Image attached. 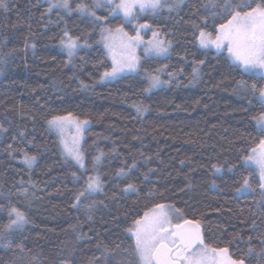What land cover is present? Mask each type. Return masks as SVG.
<instances>
[{"label":"trees","instance_id":"obj_1","mask_svg":"<svg viewBox=\"0 0 264 264\" xmlns=\"http://www.w3.org/2000/svg\"><path fill=\"white\" fill-rule=\"evenodd\" d=\"M81 2L94 4L69 0L73 9ZM208 2L186 0L171 13L144 15L141 22L171 41L169 55L142 57L139 74L102 83L101 74L112 65L100 44V26L79 12L49 13L48 0H8L9 11H0V127L7 129L0 133V230L9 234L0 239V264H136L125 229L137 213L165 202L184 209L186 218L202 219L210 243L228 246L245 264H264L259 176L240 159L260 139L253 118L264 112L258 91L264 78L232 66L226 53L199 46L189 20L199 23L218 10L206 11ZM96 13L107 16L108 8ZM121 23L134 33L121 16L109 17L106 25ZM65 29L92 45L70 62L60 44ZM193 67L200 75L189 83ZM170 72L178 75L167 86L144 91L146 73L169 81ZM69 112L89 122L85 169L63 153L47 125ZM25 154L37 158L31 168ZM133 162L137 166L126 178L117 176ZM88 176H99L103 191L77 204ZM245 176L253 191L237 195ZM128 183L139 192L123 193ZM11 206L25 212L23 229H5Z\"/></svg>","mask_w":264,"mask_h":264},{"label":"snow or ice","instance_id":"obj_2","mask_svg":"<svg viewBox=\"0 0 264 264\" xmlns=\"http://www.w3.org/2000/svg\"><path fill=\"white\" fill-rule=\"evenodd\" d=\"M48 2L47 11L49 13L53 9H63L68 13L79 12L86 15L93 25L100 26L103 46L112 64L110 70H105L101 74L100 82H103L118 79L125 73L139 74L141 65L136 49L144 43L142 31L151 30L149 23L137 22L134 29L135 34L131 35L125 31L124 23L118 24L114 29L105 26L108 18L122 15L126 23H132L136 20L137 10L141 13L159 14L166 9L171 13L179 9L185 0H94L92 7L81 2L76 5L75 9L71 7L69 0H48ZM103 7L108 8L107 16L97 15L94 9ZM204 7L206 11L209 8L218 10L202 16L199 23L195 19L189 20L193 29L198 31L196 39L199 46L204 49L214 48L217 52L226 50L227 59L231 61L232 66H237L246 73L264 78V0H209ZM0 11L5 13L9 11L8 0H0ZM210 20L212 22L211 30H207ZM152 37V40L145 45V56L168 55L171 41L161 39L160 33L155 30L152 32ZM60 44L67 51L69 62L78 49L92 47L87 38L81 44L80 38H74L67 29L63 32ZM31 47L34 48L35 45H31ZM101 63L103 62L101 61ZM204 63V60L198 62L199 65ZM166 67L156 71H164ZM146 75L149 85L144 89L145 92L162 84L170 83L178 74L168 73L169 81H162L159 75L151 73H146ZM199 75V68L193 67L192 80L189 83L198 80ZM240 83L243 87V83ZM84 86L87 87V85ZM251 89L255 93L257 85L253 84ZM258 91L260 102L264 103V87L259 88ZM134 107L140 113L146 110L142 105H134ZM253 119H255L260 139L256 146L240 159L241 166H255L258 170L261 206H264V112ZM88 123L87 120H79L71 112L66 115L52 116L47 121L49 129L55 130L59 134L60 143L66 156L71 158L81 169H85V161L80 151L79 142L84 126ZM73 128L75 132L72 135L71 143H69L68 132ZM6 131L7 129L0 127V133ZM20 135L23 136L24 133L21 132ZM8 147L12 149L11 145ZM36 159V156L25 154L23 162L31 168ZM100 159V156L95 157V162L99 163ZM181 163L184 162L181 161ZM136 166V163L133 162L127 170L119 169L117 176L126 178ZM234 167L231 166L229 171ZM213 168L217 172L220 171L216 165H213ZM149 171L155 170L150 169ZM73 176L79 178L76 177V173H73ZM144 179H148L147 173L144 174ZM213 186H215V182H213ZM102 191L103 185L99 176H88L86 187L76 194V202L78 204L81 198H87L92 193ZM250 191L253 189L249 177L245 176L240 186L235 189V193L239 195ZM122 192L126 194L139 192V189L135 183H128ZM160 195L163 196V193ZM77 204L73 206L75 207ZM9 218L10 223L5 225L7 230L23 229L24 225L28 223L25 212L15 206H11ZM125 231L130 234L133 241L131 253L136 264H245L243 258L233 256L228 246L221 247L207 240L202 219L186 218L184 209L176 207L172 203H153L150 207H146L143 215L137 213V218L132 220ZM8 234V231L0 230V239ZM261 243L264 244V239L261 240Z\"/></svg>","mask_w":264,"mask_h":264},{"label":"rangeland","instance_id":"obj_3","mask_svg":"<svg viewBox=\"0 0 264 264\" xmlns=\"http://www.w3.org/2000/svg\"><path fill=\"white\" fill-rule=\"evenodd\" d=\"M186 1V0H185ZM100 8H95L94 10L97 12L98 10H99ZM163 11H167L166 9L165 10H163ZM162 12V11H161ZM160 12V13H161ZM146 14H150V15H153V16H155V15H158V14H153V13H151V12H148V13H141V12H139V10H137V17H136V20L135 21H133L132 23H126V24H129L132 28H133V31H134V29H135V25H136V23L138 22V23H145V22H141V18L144 16V15H146ZM98 15V14H97ZM119 16H121L122 17V15H119ZM123 18V17H122ZM124 20V19H123ZM105 26H107V25H105ZM108 27V26H107ZM114 29V28H113ZM125 31H127L126 30V28H125ZM154 30H143L142 31V33H141V35H142V39H143V41H144V43L143 44H141L137 49H136V54L140 57V64H141V60H142V57H146L145 56V45H147V43L150 41V40H152V32H153ZM128 32V31H127ZM129 33V32H128ZM129 34H131V35H134L135 34V31H134V33H129ZM160 38L161 39H163V40H165L164 39V37L160 34ZM82 44V43H81ZM100 44H101V46L103 47V49L105 50V52H106V54H107V51H106V49L104 48V46H103V42H102V39H101V36H100ZM199 44V43H198ZM202 49H204V48H202ZM79 50V49H78ZM170 50V49H169ZM209 50H211V51H214V52H216V53H226L227 54V52H226V50H224V51H222V52H217L214 48H209ZM65 52H66V54H67V51L65 50ZM68 55V54H67ZM168 55H169V53H168ZM168 55H166V56H155V55H152V56H147L146 58H165V57H167ZM108 56V55H107ZM108 58H109V56H108ZM109 60H110V62H111V59L109 58ZM112 65V64H111ZM134 74H137V73H125L123 76H127V75H134ZM123 76H121V77H123ZM121 77H119V78H121ZM160 77V76H159ZM118 78V79H119ZM148 79V78H147ZM160 79L162 80V81H164L161 77H160ZM115 80H117V79H115ZM115 80H107V81H103L102 83H108V82H112V81H115ZM148 82H149V80H148ZM168 84V83H167ZM167 84H162V85H160V86H158V87H155V88H152L151 89V91H155V90H158V89H161V88H164L165 86H167ZM81 121H84V120H81ZM89 124V123H88ZM88 124L87 125H85L84 126V130H83V132H82V135H81V137H80V142H79V147H80V151H81V153H82V144H83V140H84V134H85V131H86V129L88 128ZM54 132L56 133V135L58 136V138H59V142H60V136H59V134L54 130ZM75 132V129L73 128V129H71V130H69V132H68V136H67V139H68V141H69V143H71V139H72V135H73V133ZM61 144V143H60ZM61 148H62V150H63V146L61 145ZM63 153L66 155V153L64 152V150H63ZM83 154V153H82ZM69 158V157H68ZM69 159H71V158H69ZM74 162V161H73ZM75 163V162H74ZM76 164V163H75ZM77 165V164H76ZM78 167H79V165H77ZM247 166H249V167H251V168H253L256 172H257V174H258V176H259V172H258V170L255 168V166H250V165H247Z\"/></svg>","mask_w":264,"mask_h":264}]
</instances>
